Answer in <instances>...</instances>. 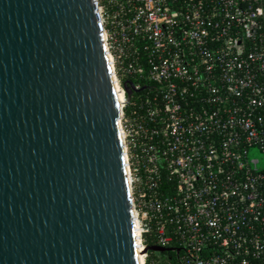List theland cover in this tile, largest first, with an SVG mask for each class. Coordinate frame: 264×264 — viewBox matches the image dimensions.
<instances>
[{
  "label": "built area",
  "instance_id": "built-area-1",
  "mask_svg": "<svg viewBox=\"0 0 264 264\" xmlns=\"http://www.w3.org/2000/svg\"><path fill=\"white\" fill-rule=\"evenodd\" d=\"M97 4L141 264H264V0Z\"/></svg>",
  "mask_w": 264,
  "mask_h": 264
},
{
  "label": "water",
  "instance_id": "water-1",
  "mask_svg": "<svg viewBox=\"0 0 264 264\" xmlns=\"http://www.w3.org/2000/svg\"><path fill=\"white\" fill-rule=\"evenodd\" d=\"M120 106L97 0H0V264H141Z\"/></svg>",
  "mask_w": 264,
  "mask_h": 264
},
{
  "label": "rangeland",
  "instance_id": "rangeland-1",
  "mask_svg": "<svg viewBox=\"0 0 264 264\" xmlns=\"http://www.w3.org/2000/svg\"><path fill=\"white\" fill-rule=\"evenodd\" d=\"M137 94H135V97ZM249 158L250 159H259L260 164L259 166L264 167V152H262L258 147H252L249 151ZM156 257L166 259V254H163L161 252L154 251L152 252Z\"/></svg>",
  "mask_w": 264,
  "mask_h": 264
},
{
  "label": "trees",
  "instance_id": "trees-1",
  "mask_svg": "<svg viewBox=\"0 0 264 264\" xmlns=\"http://www.w3.org/2000/svg\"><path fill=\"white\" fill-rule=\"evenodd\" d=\"M130 85V84H129ZM143 90H146V88L145 87H143L140 91H143ZM148 245H151V244H148ZM151 251H159V252H161V253H163V254H166V256H167V258L169 259V261H173L172 263H174L175 262V260H177V258L179 257V255L181 254V252L179 253L178 251H175L174 249H172V248H167V249H165V251H161V250H152L151 249Z\"/></svg>",
  "mask_w": 264,
  "mask_h": 264
},
{
  "label": "bare ground",
  "instance_id": "bare-ground-1",
  "mask_svg": "<svg viewBox=\"0 0 264 264\" xmlns=\"http://www.w3.org/2000/svg\"><path fill=\"white\" fill-rule=\"evenodd\" d=\"M118 98H119V100H122V99H123V95H122L121 93L118 94ZM136 226H137V223H136ZM137 234H139V229H138V227H137ZM140 259H141V261H143L142 253H140Z\"/></svg>",
  "mask_w": 264,
  "mask_h": 264
}]
</instances>
